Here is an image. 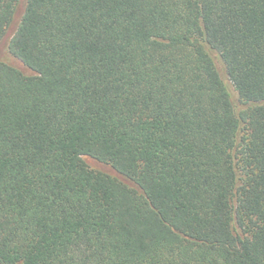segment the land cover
Returning a JSON list of instances; mask_svg holds the SVG:
<instances>
[{"label":"trees","instance_id":"obj_1","mask_svg":"<svg viewBox=\"0 0 264 264\" xmlns=\"http://www.w3.org/2000/svg\"><path fill=\"white\" fill-rule=\"evenodd\" d=\"M0 50V264H264V0H0Z\"/></svg>","mask_w":264,"mask_h":264},{"label":"rangeland","instance_id":"obj_2","mask_svg":"<svg viewBox=\"0 0 264 264\" xmlns=\"http://www.w3.org/2000/svg\"><path fill=\"white\" fill-rule=\"evenodd\" d=\"M0 60L7 62L8 64L22 70L25 73H28L26 68L19 61H17L14 57H12L6 50H0ZM85 160L87 164L93 169L100 170V171L107 172V173L112 172V170L108 166L101 164L95 160H92L90 158H86Z\"/></svg>","mask_w":264,"mask_h":264}]
</instances>
